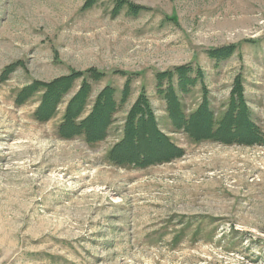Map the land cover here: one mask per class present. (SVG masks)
<instances>
[{"label": "rangeland", "instance_id": "374dc122", "mask_svg": "<svg viewBox=\"0 0 264 264\" xmlns=\"http://www.w3.org/2000/svg\"><path fill=\"white\" fill-rule=\"evenodd\" d=\"M127 1L143 8L0 0V264H264V143L192 140L174 127L156 76L191 65L195 77L199 69L188 92L177 76L173 86L186 113L208 96L221 117L240 75L264 127V0ZM228 46L234 53L212 64L208 51ZM90 68L106 75L91 79L88 111L104 86L121 101L129 82L103 141L58 135L81 79L46 122L35 117L42 92L17 100L37 80ZM143 91L161 130L185 153L119 165L108 153Z\"/></svg>", "mask_w": 264, "mask_h": 264}, {"label": "trees", "instance_id": "16d2710c", "mask_svg": "<svg viewBox=\"0 0 264 264\" xmlns=\"http://www.w3.org/2000/svg\"><path fill=\"white\" fill-rule=\"evenodd\" d=\"M98 0H86L85 7H91ZM115 13L127 6L130 12L137 14L143 8L127 0H113ZM209 56L217 59L230 57L234 53L232 46L210 49ZM15 64L8 66L4 73L12 70ZM191 65H181L171 70L157 73L159 93L167 103L166 111L176 130L186 132L192 140H211L225 144L262 145L264 127L255 122L253 113L245 95L242 76L234 79L225 111L221 117L210 106L205 96L198 107L186 113L179 93L173 86L172 79L177 76L178 86L186 93L202 75L199 69L196 76ZM106 73L90 68L85 71H72L49 82L35 81L19 91V103L28 99L35 92H42L41 103L35 117L46 122L54 117L63 100L71 94L78 80L77 90L69 97L65 112L58 125V135L62 139H73L83 136L86 142H99L109 136L112 125L129 94V82L126 83L121 101H118L116 90L111 85L104 86L96 95L92 108L88 111L93 97L91 79L101 80ZM168 86L164 87L165 81ZM164 81V82H163ZM43 89V90H42ZM123 136L109 150L108 157L114 163L123 166L146 167L172 161L182 156L185 150L177 145L158 125L151 101L143 91L131 106L123 123Z\"/></svg>", "mask_w": 264, "mask_h": 264}, {"label": "crops", "instance_id": "0c3cea01", "mask_svg": "<svg viewBox=\"0 0 264 264\" xmlns=\"http://www.w3.org/2000/svg\"><path fill=\"white\" fill-rule=\"evenodd\" d=\"M209 59H211V63H212V64H215V60H214V58H212V57L209 56ZM196 63L200 65L199 60H197L196 58H194L192 64L195 65ZM201 67H202V66H201ZM202 68H203L204 70L206 69V68H204V67H202ZM215 70H218V69L215 68ZM208 74H209V72L206 73V70H205V80H206V82H207V79H206V78H207ZM229 88H230V91H231L232 86H230ZM211 93H213V92H211ZM229 94H230V93H229Z\"/></svg>", "mask_w": 264, "mask_h": 264}]
</instances>
